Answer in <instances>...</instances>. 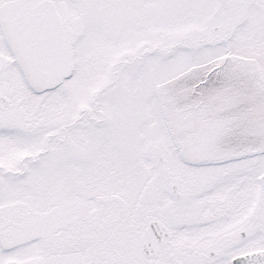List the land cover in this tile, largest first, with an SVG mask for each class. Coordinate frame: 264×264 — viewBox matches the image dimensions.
Returning <instances> with one entry per match:
<instances>
[{"label":"snow or ice","instance_id":"snow-or-ice-1","mask_svg":"<svg viewBox=\"0 0 264 264\" xmlns=\"http://www.w3.org/2000/svg\"><path fill=\"white\" fill-rule=\"evenodd\" d=\"M0 264H264V0H0Z\"/></svg>","mask_w":264,"mask_h":264}]
</instances>
